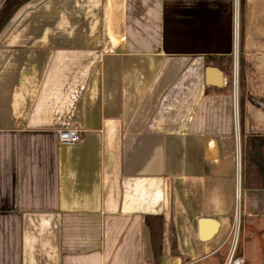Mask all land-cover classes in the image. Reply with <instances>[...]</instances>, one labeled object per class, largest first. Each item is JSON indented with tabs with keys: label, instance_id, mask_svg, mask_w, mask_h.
Masks as SVG:
<instances>
[{
	"label": "crops",
	"instance_id": "crops-1",
	"mask_svg": "<svg viewBox=\"0 0 264 264\" xmlns=\"http://www.w3.org/2000/svg\"><path fill=\"white\" fill-rule=\"evenodd\" d=\"M236 222L264 264V0H0V264H224Z\"/></svg>",
	"mask_w": 264,
	"mask_h": 264
},
{
	"label": "trees",
	"instance_id": "trees-1",
	"mask_svg": "<svg viewBox=\"0 0 264 264\" xmlns=\"http://www.w3.org/2000/svg\"><path fill=\"white\" fill-rule=\"evenodd\" d=\"M232 62V60H230ZM239 81H244V61L240 59L239 62ZM254 141V138L248 139V144ZM257 162L255 161L252 151H247L245 157L244 176L247 186L260 185L257 180L260 178V171ZM146 225L150 229L151 244L154 252V257L159 260L162 255V232H163V220L160 216L146 217Z\"/></svg>",
	"mask_w": 264,
	"mask_h": 264
},
{
	"label": "built area",
	"instance_id": "built-area-1",
	"mask_svg": "<svg viewBox=\"0 0 264 264\" xmlns=\"http://www.w3.org/2000/svg\"><path fill=\"white\" fill-rule=\"evenodd\" d=\"M235 73V77H236ZM58 137L60 142L73 144L77 143L82 139V132L77 128H69V129H61L58 132ZM237 163L238 168H241V156H240V148L237 147ZM237 220V218H236ZM239 231L240 226L239 223H234V227L232 229V243L230 250L228 252L227 258L224 264H245V258L242 255H239L237 252V245L239 240Z\"/></svg>",
	"mask_w": 264,
	"mask_h": 264
},
{
	"label": "water",
	"instance_id": "water-1",
	"mask_svg": "<svg viewBox=\"0 0 264 264\" xmlns=\"http://www.w3.org/2000/svg\"><path fill=\"white\" fill-rule=\"evenodd\" d=\"M210 70L215 71L218 75H220L222 73L221 70H219L217 68H210Z\"/></svg>",
	"mask_w": 264,
	"mask_h": 264
},
{
	"label": "rangeland",
	"instance_id": "rangeland-1",
	"mask_svg": "<svg viewBox=\"0 0 264 264\" xmlns=\"http://www.w3.org/2000/svg\"><path fill=\"white\" fill-rule=\"evenodd\" d=\"M236 3H237V0H236ZM238 10H239V6L238 4H236L235 6L236 17L238 16Z\"/></svg>",
	"mask_w": 264,
	"mask_h": 264
}]
</instances>
